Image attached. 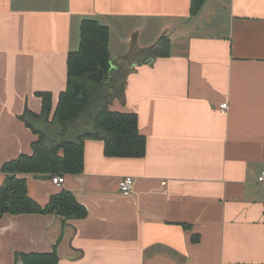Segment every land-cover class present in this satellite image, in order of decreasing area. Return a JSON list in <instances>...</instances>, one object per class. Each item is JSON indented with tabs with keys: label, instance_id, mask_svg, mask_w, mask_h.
<instances>
[{
	"label": "crops",
	"instance_id": "crops-1",
	"mask_svg": "<svg viewBox=\"0 0 264 264\" xmlns=\"http://www.w3.org/2000/svg\"><path fill=\"white\" fill-rule=\"evenodd\" d=\"M87 19L108 27L113 70L129 68L108 107L138 115L146 153L107 156L88 137L83 171L62 185L20 174L42 208L64 192L77 206L71 218L4 214L0 264L54 249L59 264H264V0H205L195 15L190 0H0V186L2 164L38 138L24 118L41 114L37 93L56 107ZM163 36L169 54L143 60Z\"/></svg>",
	"mask_w": 264,
	"mask_h": 264
},
{
	"label": "trees",
	"instance_id": "trees-1",
	"mask_svg": "<svg viewBox=\"0 0 264 264\" xmlns=\"http://www.w3.org/2000/svg\"><path fill=\"white\" fill-rule=\"evenodd\" d=\"M205 0H190V14L195 15ZM109 29L95 20H84L81 26L80 47L67 57V81L64 91L59 95L53 109L52 94L49 91L37 93L42 98L41 114L32 113L29 109L24 118H45L58 128L53 140L48 139L47 131H38L28 121L26 123L38 134L32 143L31 154H21L6 161L1 166L5 175L0 186V219L6 213L29 214L48 213L57 210L67 218L75 213L77 203L69 192L53 197L51 202L42 208L29 197L27 181L20 174L35 175L63 173L79 174L84 169L85 140L88 137L104 141V152L107 156L142 157L146 153V137L138 127V115L131 112H120L108 107L109 87L115 85L114 92L121 96L126 86L127 66L115 68L109 52ZM169 39L160 37L147 50L144 59L166 56L169 54ZM131 55H127L126 59ZM101 70V82L91 78V74ZM84 129L74 140L65 138L68 131ZM100 135H95V132ZM22 264H59L57 250L50 252L20 253L16 256Z\"/></svg>",
	"mask_w": 264,
	"mask_h": 264
},
{
	"label": "built area",
	"instance_id": "built-area-1",
	"mask_svg": "<svg viewBox=\"0 0 264 264\" xmlns=\"http://www.w3.org/2000/svg\"><path fill=\"white\" fill-rule=\"evenodd\" d=\"M229 108L228 102L220 104V111L225 112ZM52 181L56 185H62L65 182V177L62 175H53ZM258 183L264 188V171L258 176ZM135 180L132 176H125L119 182V190L124 195H130L134 190Z\"/></svg>",
	"mask_w": 264,
	"mask_h": 264
},
{
	"label": "water",
	"instance_id": "water-1",
	"mask_svg": "<svg viewBox=\"0 0 264 264\" xmlns=\"http://www.w3.org/2000/svg\"><path fill=\"white\" fill-rule=\"evenodd\" d=\"M110 72H113V67L110 69ZM91 78L95 81L101 82L103 79V72L101 70H99L98 72H95L93 74H91ZM26 120L28 121V123L34 127L36 130L38 131H44L46 129V119L45 118H41V119H34L30 116L26 117ZM95 135H100V132H95ZM38 177H43L42 175H36ZM20 264H22V262L20 261Z\"/></svg>",
	"mask_w": 264,
	"mask_h": 264
},
{
	"label": "rangeland",
	"instance_id": "rangeland-1",
	"mask_svg": "<svg viewBox=\"0 0 264 264\" xmlns=\"http://www.w3.org/2000/svg\"><path fill=\"white\" fill-rule=\"evenodd\" d=\"M48 129H50L49 127H48ZM1 150H2V146L0 147V152H1ZM6 152V151H5Z\"/></svg>",
	"mask_w": 264,
	"mask_h": 264
}]
</instances>
